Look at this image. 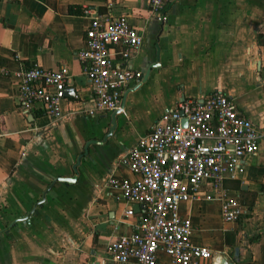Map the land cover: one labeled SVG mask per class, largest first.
I'll return each instance as SVG.
<instances>
[{"label": "crops", "instance_id": "1", "mask_svg": "<svg viewBox=\"0 0 264 264\" xmlns=\"http://www.w3.org/2000/svg\"><path fill=\"white\" fill-rule=\"evenodd\" d=\"M84 8L126 17L143 38L130 65L146 78L123 87L109 134L114 110L84 111L91 87L75 58L89 23ZM33 63L67 70L64 118L20 110L15 74ZM213 91L231 98L261 137L241 159V176L223 181L244 201L241 218L222 221L218 200L180 205L191 244L210 252L195 264L232 260L234 247L233 264H264V0H171L165 22L143 0H0V264H117L104 248L132 230L141 210L124 216L134 203L107 179H134L119 160L137 138L179 100Z\"/></svg>", "mask_w": 264, "mask_h": 264}, {"label": "built area", "instance_id": "2", "mask_svg": "<svg viewBox=\"0 0 264 264\" xmlns=\"http://www.w3.org/2000/svg\"><path fill=\"white\" fill-rule=\"evenodd\" d=\"M143 1L165 22L171 0ZM82 12L89 23L75 58L91 87L90 107L84 111L94 115L117 108L123 87L141 80L142 73L131 67L130 60L143 38L124 16L85 8ZM15 76L24 115L37 110L60 120L68 114L60 109L68 76L65 67L45 69L33 63ZM260 137L259 129L219 91L200 100L183 98L162 112L119 160L135 178L107 179L126 201L139 205L141 214L131 231L119 233L105 246V258L117 264H195L209 258L207 247L191 244V222L180 213V205L218 200L222 221L236 222L243 206L223 181L241 176V159L258 151ZM133 213L130 207L123 211L126 217Z\"/></svg>", "mask_w": 264, "mask_h": 264}, {"label": "water", "instance_id": "3", "mask_svg": "<svg viewBox=\"0 0 264 264\" xmlns=\"http://www.w3.org/2000/svg\"><path fill=\"white\" fill-rule=\"evenodd\" d=\"M147 72H148V71H147ZM147 72L142 76V79H143V80L146 78ZM63 92H64V95H69V94L72 93V88H64ZM115 113H117V111L114 110L113 113H112V115H111V125H112V126H111L110 129H108V133H107V134H109V132L111 131V129H112L113 125H114L113 117H114ZM184 122H185V121L182 120V124H184ZM89 142H92V141H89ZM89 142H86V143H85V145H84V147H83V151H82V152L76 157V159H75V163H74V165L72 166L73 170H75V167H76V165L79 163L80 158H81L83 155L86 154V151H87L86 148H87V145L89 144ZM56 180L64 181V182H73V181L75 180V177H72V178H61V177H58V178H56ZM51 183H53V181H52ZM48 188H49V187H47V189L44 190V192L42 193V196H41L42 199L39 200V201L36 203V205L41 204V202H42L43 199H44V195H45L46 191L48 190ZM132 209H133L134 212L137 211V210L139 209V205L134 203L133 206H132ZM31 212H32V210H31L29 213H27V214L30 215ZM28 215H27L26 217H24V220H25V221L28 220ZM232 255H233V256H232V260H233V261H237V259H238V249H237V247H234ZM232 260H231V259H228V258H227L226 256H224V255H220V256H218V258H217L216 264H233Z\"/></svg>", "mask_w": 264, "mask_h": 264}, {"label": "trees", "instance_id": "4", "mask_svg": "<svg viewBox=\"0 0 264 264\" xmlns=\"http://www.w3.org/2000/svg\"><path fill=\"white\" fill-rule=\"evenodd\" d=\"M241 203H242V205L244 206V201H242ZM249 209H250V205L248 206V205L245 204V210L248 211ZM243 213H244V211H242V213H241V215H240L239 218H241V217L244 215ZM255 237H256V236H255ZM255 237H252V238H255ZM249 240H250V239H249Z\"/></svg>", "mask_w": 264, "mask_h": 264}]
</instances>
